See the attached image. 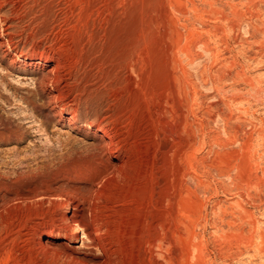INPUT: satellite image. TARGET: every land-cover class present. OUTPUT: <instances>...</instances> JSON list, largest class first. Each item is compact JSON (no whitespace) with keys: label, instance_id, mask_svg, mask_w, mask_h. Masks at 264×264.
<instances>
[{"label":"rangeland","instance_id":"obj_1","mask_svg":"<svg viewBox=\"0 0 264 264\" xmlns=\"http://www.w3.org/2000/svg\"><path fill=\"white\" fill-rule=\"evenodd\" d=\"M3 30L1 92L35 107L0 93V116L23 131L0 144V171L65 153L80 186L96 124L124 160L98 187L95 245L67 240L63 209L41 195L14 200L0 264H264V0H0ZM26 53L53 60L82 131L9 67Z\"/></svg>","mask_w":264,"mask_h":264},{"label":"bare ground","instance_id":"obj_2","mask_svg":"<svg viewBox=\"0 0 264 264\" xmlns=\"http://www.w3.org/2000/svg\"><path fill=\"white\" fill-rule=\"evenodd\" d=\"M4 33L5 30L0 32V49L2 50V57H8L10 50H3V47L6 46L4 41H2ZM5 35L8 36V32ZM15 57L9 60V67L18 71H28V73L33 75L36 85L35 93L45 98L46 103L49 105V114L52 115V118L62 125H69L76 131H82V127L77 124L76 115L68 111L64 106L65 104L63 105L60 100L61 77L59 78L55 74L56 68L53 60L29 53L18 54ZM6 82L3 81L0 84V93L5 103H11L12 96H14L19 101L27 104V106L31 108L35 107V102L31 96L26 94L20 95L15 91L11 95L2 93L1 87L8 88L9 86ZM3 108L5 109L4 106ZM89 127L90 136L95 139V144L91 146V150L89 149L91 152L89 150V152L85 151L88 154H85L86 156L83 157L91 178H88L80 186H76L77 184L71 186L70 182H72L71 179L73 180V178L66 177L65 173L67 172V163H69L65 159L67 156L65 153L59 155V157L45 160L37 168L30 171H23V168L18 166L12 173L0 171V214H2L1 210L5 211L14 200H20V202L21 200L27 201L31 200L32 197L36 198L41 195L40 199H44V203H48L54 209H63L60 216L62 221L67 224L69 231L66 237L67 240L72 242L78 241L81 233L83 235V242L88 241V243L95 245L97 241L95 234L101 230L99 227L100 223H93L92 221V217L97 212L95 201L100 192L98 187L104 186V181L123 167L124 158L121 147L116 144L108 128L100 124L90 125ZM22 138L23 131L20 132L19 126H12L8 118L0 116V144H6L9 141H20ZM11 193H14V197H11ZM31 193H33V196H29Z\"/></svg>","mask_w":264,"mask_h":264}]
</instances>
